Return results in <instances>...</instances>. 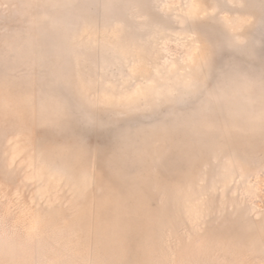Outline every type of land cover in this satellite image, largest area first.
Returning <instances> with one entry per match:
<instances>
[{"label": "rangeland", "instance_id": "obj_1", "mask_svg": "<svg viewBox=\"0 0 264 264\" xmlns=\"http://www.w3.org/2000/svg\"><path fill=\"white\" fill-rule=\"evenodd\" d=\"M0 264H264V0H0Z\"/></svg>", "mask_w": 264, "mask_h": 264}]
</instances>
